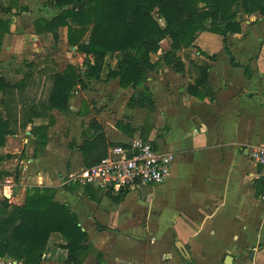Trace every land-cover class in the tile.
Masks as SVG:
<instances>
[{
    "label": "crops",
    "instance_id": "crops-1",
    "mask_svg": "<svg viewBox=\"0 0 264 264\" xmlns=\"http://www.w3.org/2000/svg\"><path fill=\"white\" fill-rule=\"evenodd\" d=\"M0 17L11 20L10 33L4 36L0 47V75L10 82V72H15L17 66L4 64L3 60L9 52L7 43L18 39L14 34L17 19L9 14ZM256 18L257 22H246L251 24L243 25L240 34L229 37L232 55L233 43L246 41L251 28L258 24L264 27V18ZM208 34L212 33H201L193 47L176 52L175 60L181 63L179 71L173 64L159 63L149 73L147 87L153 94L154 111L128 109L126 103L132 90L120 88L117 80L85 81L86 86L92 85L85 90L79 88L82 91L78 97L69 100L70 112L52 111L55 122L48 127L44 150L40 151L34 143L28 157L29 149L24 143L27 139L31 143L37 141L30 136L29 126L23 130L24 140L16 132L7 136L0 147V158L12 157L0 160V202L7 199L23 206L27 187L58 188L55 199L77 214L88 242L102 253L104 264H225L227 259L230 264H244L241 253L246 249L253 253L251 260L248 255L250 264H264V248L254 249L260 244L262 247L264 240V203L260 200L264 182L260 167L250 155L254 146L264 143V65L258 67L264 61V32L254 43L257 52L245 63L237 62L233 55L238 66H232L223 50L228 58L223 71L216 68L219 57L198 45L199 38ZM31 36L38 39L40 35ZM168 50L167 45L158 55ZM212 55L214 59L207 57ZM204 64L210 66L208 84L188 93L187 87L194 84ZM246 67L249 76L244 71ZM2 97L0 93V102ZM0 112L5 115L1 104ZM55 112L64 117L68 127H57ZM92 119L112 144L108 150L145 137L156 151L173 153L167 180L159 186L125 189L119 203L112 202L117 193H110L111 197L77 184L64 190L58 178L62 176L61 166L54 161L59 162L56 157L64 159L65 174L85 166L78 146L91 138L93 131L88 126ZM48 123L46 117L32 119L35 127ZM130 128L136 131L131 132ZM36 149L39 151L35 153ZM58 243H62V238L52 234L41 264H63L66 251ZM124 244L139 250L138 256L121 254V250L126 252ZM217 246L225 247L223 251L211 250ZM9 262L15 261L0 259V264ZM81 264L97 262L89 254Z\"/></svg>",
    "mask_w": 264,
    "mask_h": 264
},
{
    "label": "trees",
    "instance_id": "trees-1",
    "mask_svg": "<svg viewBox=\"0 0 264 264\" xmlns=\"http://www.w3.org/2000/svg\"><path fill=\"white\" fill-rule=\"evenodd\" d=\"M43 7L53 8L58 14L50 20H35L34 32L51 33L57 41L58 29L66 28L68 45L82 52L85 59L82 67L67 65L61 72L52 71L46 97L38 102L25 100L19 119L11 104L15 93L25 90L31 72L15 83L0 75L3 96L0 104L5 112V115L0 112V147L7 136L15 134L18 124L22 130L29 126L30 136L37 140L35 145L40 151L44 150L48 127L54 122L52 111L70 112L72 92L76 87L83 89L85 81L117 80L120 88L132 90L126 103L128 109L152 112L155 104L147 79L160 61L166 66L173 64L179 71L181 63L175 60L176 52L193 47L198 36L207 32L221 38L230 64L238 66L229 49V37L242 32V23L247 18L253 15L264 18V0H49ZM13 8L15 6L0 2L2 15H10ZM10 25V19L0 17V47L4 36L10 33ZM164 40H168L169 50L159 56ZM116 55L112 68L109 60ZM154 56H157L156 60H153ZM207 57L215 58L214 55ZM29 67L32 71L34 65L30 63ZM209 69L208 64L199 68L194 84L186 89L188 93L208 84ZM244 71L250 75L247 67ZM39 117L48 118V125L33 126L32 119ZM88 127L93 131L91 138L78 146L84 167L99 163L112 145L96 120H90ZM11 157L6 155L0 160ZM71 185L63 186V189L68 191ZM57 190L55 187L30 186L26 189L23 206L9 203L7 199L0 202V259L18 264H41L50 236L58 234L62 238L59 247L66 251L63 264H81L89 254L94 256L97 264H104L102 253L88 242V234L79 225L77 214L69 205L55 199ZM126 190H120L114 197L110 192L106 194L112 195V202L119 203ZM98 229L102 230L99 226Z\"/></svg>",
    "mask_w": 264,
    "mask_h": 264
},
{
    "label": "rangeland",
    "instance_id": "rangeland-1",
    "mask_svg": "<svg viewBox=\"0 0 264 264\" xmlns=\"http://www.w3.org/2000/svg\"><path fill=\"white\" fill-rule=\"evenodd\" d=\"M5 5H12L15 6L13 8L11 14L9 16H14L17 19V26L14 30L15 35H18V39L16 43H14L13 39H10V41L7 43L8 51L6 52V56L3 60V63L6 64V62L13 63L17 66L15 72L11 71L12 79H10V82H18L22 79V77L31 72L30 80L27 81V86L24 91H21V93L16 92L14 95V103L11 104V108L13 113L16 115L17 118H19L20 114V107L22 106L23 102L29 101V102H38L42 99H44L48 93V89L50 86L49 81V74L52 71L62 70V68L66 67L67 65H73L76 67H82L83 61L85 59V55L82 52L77 51L75 47H70L67 43L66 39V28L61 27L58 29V39L57 41H54L53 36L51 33H44V34H36L33 29V22L32 15L39 16L41 18H47L52 19L54 16L58 14L57 10H54L50 7H43V4H47L49 0H0ZM16 4V5H15ZM2 15V14H0ZM255 17L257 15H253L252 17L247 18L243 23L242 26H248L250 24L246 22H250L253 20L254 22H257V18L255 20ZM10 19V17H9ZM37 20V19H36ZM162 24V23H160ZM252 31H250V35L248 36V39L244 42L232 44V53L235 57V60L240 63H245L247 58L254 54L256 50L255 42H258L257 39L260 38L262 33L264 32L263 25H257L254 28H251ZM13 35V34H12ZM24 35H28L27 38H25ZM31 35L39 36L38 39L33 38ZM231 40H229L230 42ZM169 44L168 40H164L161 42V48L167 47ZM198 45L200 48L210 54H216L219 57V60L217 62V69L218 70H224L228 66V58L227 55L223 52L221 39L218 35H212L208 34V36L199 38ZM231 46V44H230ZM74 48V49H72ZM157 56L153 57V60H156ZM117 59V55L114 56L111 60H109V64L111 67H115V62ZM32 63L34 67H32V71L30 70L29 64ZM160 63H162L160 61ZM264 65V61L258 63V67L261 68ZM7 78V77H6ZM87 82V81H86ZM92 85V83H88L87 86ZM87 86L84 85V88L87 89ZM83 88V89H84ZM84 89V90H85ZM110 90H112L110 88ZM78 87L74 89L72 92L70 100L72 101L74 98H77L79 95V92H81ZM56 114V125L59 128H66L68 127L64 117L61 115ZM48 119V118H46ZM78 123V119H76ZM150 121V117L148 116L147 122ZM49 122V119H48ZM55 122V121H54ZM146 124L148 125V123ZM15 132L19 136L20 140H24L26 136L24 135V131L18 127V124L15 126ZM141 138V137H140ZM25 146L28 147V157H31V150L32 146L34 144V141H30V139H27V142L24 143ZM54 149V148H53ZM59 149H57L58 151ZM39 151V150H37ZM50 151H52V147H50ZM26 155V154H25ZM27 156V155H26ZM57 164L61 166V170L65 168V161L63 158L56 157ZM53 161L51 163L54 164ZM56 164V165H57ZM59 172V174L62 173V176L58 178H62L64 173V170ZM59 171V170H58ZM101 191V190H99ZM101 193H104V191H101ZM131 194H135L134 191H132ZM103 195V194H102ZM103 205V204H102ZM264 233V232H263ZM59 244V243H58ZM58 244L56 246H58ZM261 245V244H260ZM258 245L254 249L260 250L264 248V240L263 245L260 247ZM126 252L124 250L119 251L121 254H125L124 256L128 257H137L139 254V250L134 248L133 246L125 245ZM225 246H217L212 247L211 250L215 251H223ZM155 251H157L156 247H152ZM250 251L246 249L241 253V257H245L244 264H250L248 262V255ZM158 255V254H155ZM153 256V255H151ZM156 257H154L155 260ZM212 257H209L210 259ZM158 259V258H156ZM59 264V263H56ZM168 264H178L176 262H171ZM198 264H217L215 262H206V263H198Z\"/></svg>",
    "mask_w": 264,
    "mask_h": 264
},
{
    "label": "built area",
    "instance_id": "built-area-1",
    "mask_svg": "<svg viewBox=\"0 0 264 264\" xmlns=\"http://www.w3.org/2000/svg\"><path fill=\"white\" fill-rule=\"evenodd\" d=\"M127 153L130 154L129 157ZM250 155L260 167V177L264 182V143L254 146ZM173 162V153L156 151L150 141L137 137L125 146L109 149L107 155L96 165L65 174L60 179V186L77 184L106 193H117L140 186H159L169 177ZM260 200L264 203V189Z\"/></svg>",
    "mask_w": 264,
    "mask_h": 264
},
{
    "label": "water",
    "instance_id": "water-1",
    "mask_svg": "<svg viewBox=\"0 0 264 264\" xmlns=\"http://www.w3.org/2000/svg\"><path fill=\"white\" fill-rule=\"evenodd\" d=\"M72 49H74V48H72ZM129 155H130V154L127 153V157H129ZM252 256H253V253L250 252V254H249V259H250V260L252 259ZM224 263H225V264H230V263H229V259H227V261H225Z\"/></svg>",
    "mask_w": 264,
    "mask_h": 264
}]
</instances>
